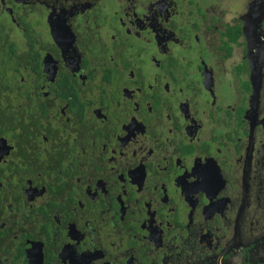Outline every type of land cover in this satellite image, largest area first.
<instances>
[{"label":"flooded vegetation","instance_id":"af4514ba","mask_svg":"<svg viewBox=\"0 0 264 264\" xmlns=\"http://www.w3.org/2000/svg\"><path fill=\"white\" fill-rule=\"evenodd\" d=\"M0 264H264V0H0Z\"/></svg>","mask_w":264,"mask_h":264}]
</instances>
